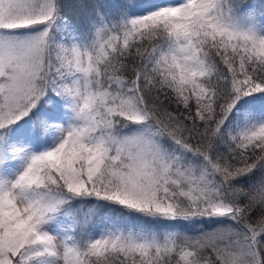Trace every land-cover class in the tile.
I'll list each match as a JSON object with an SVG mask.
<instances>
[{
    "label": "snow or ice",
    "instance_id": "obj_1",
    "mask_svg": "<svg viewBox=\"0 0 264 264\" xmlns=\"http://www.w3.org/2000/svg\"><path fill=\"white\" fill-rule=\"evenodd\" d=\"M0 264H264V0H0Z\"/></svg>",
    "mask_w": 264,
    "mask_h": 264
},
{
    "label": "trees",
    "instance_id": "obj_2",
    "mask_svg": "<svg viewBox=\"0 0 264 264\" xmlns=\"http://www.w3.org/2000/svg\"><path fill=\"white\" fill-rule=\"evenodd\" d=\"M161 1H163V0H156V2H161Z\"/></svg>",
    "mask_w": 264,
    "mask_h": 264
},
{
    "label": "rangeland",
    "instance_id": "obj_3",
    "mask_svg": "<svg viewBox=\"0 0 264 264\" xmlns=\"http://www.w3.org/2000/svg\"><path fill=\"white\" fill-rule=\"evenodd\" d=\"M163 2V1H162Z\"/></svg>",
    "mask_w": 264,
    "mask_h": 264
}]
</instances>
